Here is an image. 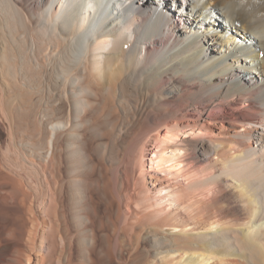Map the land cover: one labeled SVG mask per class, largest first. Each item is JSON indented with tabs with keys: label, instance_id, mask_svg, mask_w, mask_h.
<instances>
[{
	"label": "bare ground",
	"instance_id": "1",
	"mask_svg": "<svg viewBox=\"0 0 264 264\" xmlns=\"http://www.w3.org/2000/svg\"><path fill=\"white\" fill-rule=\"evenodd\" d=\"M136 1L0 0V264H264V0Z\"/></svg>",
	"mask_w": 264,
	"mask_h": 264
},
{
	"label": "rangeland",
	"instance_id": "2",
	"mask_svg": "<svg viewBox=\"0 0 264 264\" xmlns=\"http://www.w3.org/2000/svg\"><path fill=\"white\" fill-rule=\"evenodd\" d=\"M144 1L145 0H139V1H136V2H137V5H142ZM146 1H147L146 2V8H148L149 11H151L152 9H157V12H154V14L156 16H159L164 22H166L167 18H169V14L167 12L170 11V12L176 14V11L179 10V6L178 5H180V1H178V3H177L176 0H175L173 5L165 6V7L163 5H160V4L156 5V4H154V1H151V0H146ZM128 17L129 16H127L126 18H128ZM180 24L183 25V23H181V22H180ZM209 27H210L211 30H214V31L217 30V29H215L216 27H214V26L209 25ZM190 31L192 33H194L193 30H190ZM177 42H179V45L183 44L180 40H176L175 41V43H177ZM150 51H152V50H150ZM144 53H145V51H144ZM260 55H262V53ZM205 59L208 60V56H206Z\"/></svg>",
	"mask_w": 264,
	"mask_h": 264
},
{
	"label": "snow or ice",
	"instance_id": "3",
	"mask_svg": "<svg viewBox=\"0 0 264 264\" xmlns=\"http://www.w3.org/2000/svg\"><path fill=\"white\" fill-rule=\"evenodd\" d=\"M262 55H264V53H262Z\"/></svg>",
	"mask_w": 264,
	"mask_h": 264
}]
</instances>
